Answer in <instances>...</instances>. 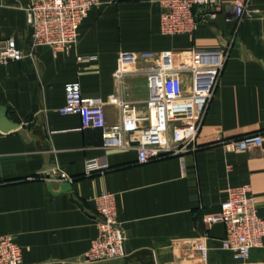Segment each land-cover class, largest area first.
<instances>
[{"label": "crops", "instance_id": "0c3cea01", "mask_svg": "<svg viewBox=\"0 0 264 264\" xmlns=\"http://www.w3.org/2000/svg\"><path fill=\"white\" fill-rule=\"evenodd\" d=\"M28 0H0V38L30 49ZM160 0H99L83 20L68 52L41 45L35 58L0 67V107L18 124L0 130V236H12L23 264L85 262L98 235L95 200L112 194L124 231L126 257L93 264H264V247L247 261L222 248L226 230L204 219L220 212L230 189L249 185L264 219V0H253L237 25L226 7L194 36H165ZM229 48L210 101L198 147L145 165L137 151L108 150L101 133L82 130L77 115H61L65 86L79 82L83 96H121L140 110L148 98L146 64L115 77L124 54H163L184 63L194 50ZM108 125L120 122L117 106L105 107ZM263 137L260 149L237 152L228 143L247 134ZM103 158L108 170L87 175ZM65 178L72 191L54 195Z\"/></svg>", "mask_w": 264, "mask_h": 264}, {"label": "built area", "instance_id": "2783aa9c", "mask_svg": "<svg viewBox=\"0 0 264 264\" xmlns=\"http://www.w3.org/2000/svg\"><path fill=\"white\" fill-rule=\"evenodd\" d=\"M253 0H160V29L165 36H194L200 24L213 23L227 7L237 25L249 15ZM99 0H28L27 22L31 29L30 49H20L13 38H0V67L26 58H35L37 47L44 45L55 52L68 50L79 39V29L89 11ZM229 48L194 49L184 63L176 64L163 54H124L115 74L118 80L132 72L138 62L146 64L148 98L140 110L121 96H83L79 82L65 86L66 103L61 115H77L82 130L101 133L108 150L137 151V163L149 164L179 156L198 147V138L215 90L229 57ZM117 106L120 122L108 125L105 107ZM229 147L237 152L260 149L263 137L247 134L231 140ZM108 170L105 159L89 162L87 175ZM72 183V179L65 178ZM98 235L85 256L87 263H102L126 257L124 231L117 218L116 200L102 194L95 200ZM208 226L222 224L226 235L222 248L231 251L238 261H247L254 249L264 247V219L249 185L229 190L220 212L204 219ZM201 263L206 264L209 250L204 242L197 244ZM0 264H23L22 248L12 236H0Z\"/></svg>", "mask_w": 264, "mask_h": 264}, {"label": "water", "instance_id": "95a60500", "mask_svg": "<svg viewBox=\"0 0 264 264\" xmlns=\"http://www.w3.org/2000/svg\"><path fill=\"white\" fill-rule=\"evenodd\" d=\"M18 127V124L11 122L7 118V112L5 107H0V130L4 133H8ZM52 194L58 195L66 192L72 191V183L63 182L60 184L58 190L51 189Z\"/></svg>", "mask_w": 264, "mask_h": 264}, {"label": "rangeland", "instance_id": "374dc122", "mask_svg": "<svg viewBox=\"0 0 264 264\" xmlns=\"http://www.w3.org/2000/svg\"><path fill=\"white\" fill-rule=\"evenodd\" d=\"M86 262V261H85ZM87 263V262H86ZM93 264V263H92Z\"/></svg>", "mask_w": 264, "mask_h": 264}]
</instances>
